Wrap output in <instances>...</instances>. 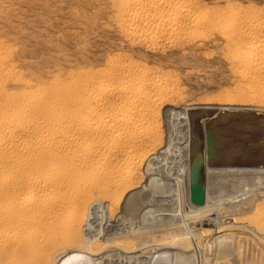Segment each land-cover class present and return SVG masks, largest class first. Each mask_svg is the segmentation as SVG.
Returning <instances> with one entry per match:
<instances>
[{"label": "bare ground", "instance_id": "bare-ground-1", "mask_svg": "<svg viewBox=\"0 0 264 264\" xmlns=\"http://www.w3.org/2000/svg\"><path fill=\"white\" fill-rule=\"evenodd\" d=\"M171 2L122 0L125 29L146 41L202 21ZM155 21L165 29L147 31ZM246 36L235 58L250 85L225 100L181 106L154 79L79 71L35 84L20 82L0 61V264H30L31 252L48 247L56 231L98 248L62 249L41 264H208L199 259V242L220 246L230 231L264 246V212L255 216L258 229L236 227L219 211L264 203V29ZM9 80L16 89H4ZM220 117L263 123L246 151L256 156L211 160L220 142L209 138L210 127ZM195 134L203 153L201 205L189 197ZM199 216L211 228L192 233L186 220ZM173 224L183 225L181 235L153 236Z\"/></svg>", "mask_w": 264, "mask_h": 264}, {"label": "rangeland", "instance_id": "rangeland-1", "mask_svg": "<svg viewBox=\"0 0 264 264\" xmlns=\"http://www.w3.org/2000/svg\"><path fill=\"white\" fill-rule=\"evenodd\" d=\"M170 1L174 6L187 7L195 16L203 15L202 21L188 23L178 32L158 39L143 41L125 29L128 16L120 12L122 0H0V61L4 70L20 82L27 80L35 84H47L54 76L65 81L69 74L79 71L102 72L113 78L131 74L142 82L158 80L163 94L170 96L177 106L225 100L248 87L250 80L242 73L235 53L246 33L256 34L264 29V0ZM245 25L254 30L247 32ZM149 27L147 31L165 29L157 21ZM17 85L9 80L4 89L12 91ZM239 119H213L209 138L220 143L210 156L217 164L256 156L246 151L254 129L263 123L252 118L242 122ZM256 204L251 200L219 211L236 227L249 222L260 229L255 216L264 212V203ZM254 207L259 210L254 211ZM186 222L192 233L211 228L203 216ZM182 228L181 224H173L158 229L153 236L181 235ZM58 232L47 235L49 246L41 249L42 252H31L30 264H41L46 257L52 263L62 249L98 248L77 235L63 234L59 238ZM221 238H224L222 245L214 248L199 242L201 261L264 264V246L251 237L230 231Z\"/></svg>", "mask_w": 264, "mask_h": 264}, {"label": "water", "instance_id": "water-1", "mask_svg": "<svg viewBox=\"0 0 264 264\" xmlns=\"http://www.w3.org/2000/svg\"><path fill=\"white\" fill-rule=\"evenodd\" d=\"M201 139L195 134L190 149V202L194 205H201L203 202V183L201 170L203 165V153Z\"/></svg>", "mask_w": 264, "mask_h": 264}]
</instances>
